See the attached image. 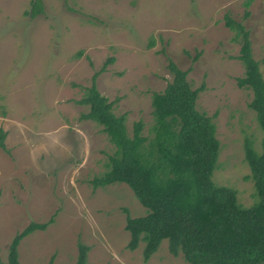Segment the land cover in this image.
<instances>
[{
    "label": "rangeland",
    "instance_id": "374dc122",
    "mask_svg": "<svg viewBox=\"0 0 264 264\" xmlns=\"http://www.w3.org/2000/svg\"><path fill=\"white\" fill-rule=\"evenodd\" d=\"M32 1L0 0V258L17 231L52 218L20 241L19 264H74L79 244L89 247L87 264H190L167 239L146 260L143 242L126 248V216L148 211L124 184L93 188L113 147L77 100L98 72L96 87L128 133L142 120L151 134V94L173 77L168 59L191 65L192 88L205 85L196 109L213 117L220 142L212 181L249 207L244 140L260 150L262 130L250 90L238 86L241 45L224 17L249 31L264 77V0H42L30 18Z\"/></svg>",
    "mask_w": 264,
    "mask_h": 264
},
{
    "label": "trees",
    "instance_id": "16d2710c",
    "mask_svg": "<svg viewBox=\"0 0 264 264\" xmlns=\"http://www.w3.org/2000/svg\"><path fill=\"white\" fill-rule=\"evenodd\" d=\"M43 9L42 0H33L25 14L35 18ZM247 17L248 11L244 13ZM224 25L234 32L232 41L241 45L237 58L244 71L237 83L250 90L248 107L262 130L260 150L254 149L250 139L244 140V160L249 168L245 180H251L255 190L249 207L238 203L235 189L212 181L220 142L213 117L196 109L205 85L192 88L187 78L191 65L183 69L168 59L173 77L163 90L151 94V134H143L142 120L132 122L128 133L125 115H115L112 102L96 87L98 72L77 100L88 107L83 118L99 124L113 147L105 171L91 181L93 188L124 184L148 211L143 217L126 216L123 227L128 233L126 248L143 242L145 260L167 239L169 251L181 253L190 264H264V77L243 23L225 15ZM5 136L0 128L2 149H6ZM52 222V218L31 221L17 231L9 243L7 261L0 258V264H19L20 241ZM88 250L87 245L79 244L74 264H87Z\"/></svg>",
    "mask_w": 264,
    "mask_h": 264
}]
</instances>
